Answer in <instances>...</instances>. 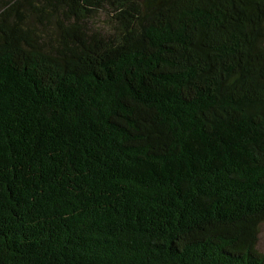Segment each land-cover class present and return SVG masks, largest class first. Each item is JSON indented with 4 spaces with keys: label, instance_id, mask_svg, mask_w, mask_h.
Returning a JSON list of instances; mask_svg holds the SVG:
<instances>
[{
    "label": "trees",
    "instance_id": "trees-1",
    "mask_svg": "<svg viewBox=\"0 0 264 264\" xmlns=\"http://www.w3.org/2000/svg\"><path fill=\"white\" fill-rule=\"evenodd\" d=\"M264 0H0V264H264Z\"/></svg>",
    "mask_w": 264,
    "mask_h": 264
},
{
    "label": "rangeland",
    "instance_id": "rangeland-1",
    "mask_svg": "<svg viewBox=\"0 0 264 264\" xmlns=\"http://www.w3.org/2000/svg\"><path fill=\"white\" fill-rule=\"evenodd\" d=\"M257 247L260 251L264 252V223L261 225Z\"/></svg>",
    "mask_w": 264,
    "mask_h": 264
}]
</instances>
